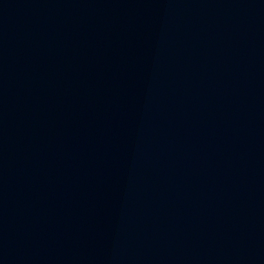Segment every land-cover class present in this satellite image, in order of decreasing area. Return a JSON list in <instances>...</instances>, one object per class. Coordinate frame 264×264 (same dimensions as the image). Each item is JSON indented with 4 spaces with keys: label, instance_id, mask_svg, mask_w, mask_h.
<instances>
[{
    "label": "water",
    "instance_id": "obj_1",
    "mask_svg": "<svg viewBox=\"0 0 264 264\" xmlns=\"http://www.w3.org/2000/svg\"><path fill=\"white\" fill-rule=\"evenodd\" d=\"M0 264H264V0H0Z\"/></svg>",
    "mask_w": 264,
    "mask_h": 264
}]
</instances>
